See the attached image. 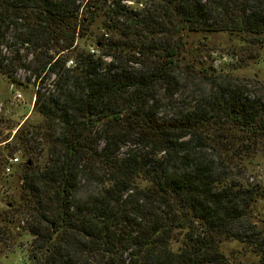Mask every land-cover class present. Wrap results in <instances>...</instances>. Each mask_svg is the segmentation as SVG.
I'll return each mask as SVG.
<instances>
[{
	"label": "trees",
	"instance_id": "1",
	"mask_svg": "<svg viewBox=\"0 0 264 264\" xmlns=\"http://www.w3.org/2000/svg\"><path fill=\"white\" fill-rule=\"evenodd\" d=\"M135 3L0 0V74L28 72L43 117L7 143L25 160L0 256L29 237L31 264H264V186L245 163L264 148V80L237 72L264 59V0ZM193 32L238 34L236 63L186 76Z\"/></svg>",
	"mask_w": 264,
	"mask_h": 264
},
{
	"label": "rangeland",
	"instance_id": "2",
	"mask_svg": "<svg viewBox=\"0 0 264 264\" xmlns=\"http://www.w3.org/2000/svg\"><path fill=\"white\" fill-rule=\"evenodd\" d=\"M136 1L138 0H129L130 3H134V5H132L133 7H137ZM102 19L103 18L98 19L92 26V31H94L95 35H99L103 32ZM186 41L187 51L185 53V63L193 66L192 69L184 70L188 77L194 75L190 71L206 70V62L208 64L213 63L214 67L218 70L224 69V71H227L231 65L236 63L237 57L234 53L241 46L239 35L231 34L230 32H214L210 34L193 32L188 34ZM90 42L91 40H89V44H91ZM109 60L110 59H108V61ZM237 72L241 75L248 76L258 73L260 79L264 80V59L258 63H251L247 67L240 68ZM19 74L22 79V84L12 83L0 74V118L10 123L9 125H6V123L2 125L6 128L3 130L0 137V151L4 152V155H7L10 149L7 148V143L9 142L12 145L15 143V133L22 125H26L27 123H40L43 121V117L33 110L36 87L32 84L33 82H28V80L25 79V77L30 74L23 70H21ZM33 80L34 78H32V81ZM13 84L15 88H12ZM17 91L21 92V97H17ZM190 94V88H186L183 91V97L179 99L180 103L184 102ZM11 126L13 128H9ZM14 155L23 158V161L25 160V157L22 156V152H17L10 156L7 155L5 163ZM245 163L251 173V181L255 180L264 186V148ZM20 174L21 170L19 166L15 168V173L12 175L6 172L3 174V181L0 182V209L7 207L6 201L2 196L4 190L9 189L8 192L13 194L18 192V189L15 187L19 186L18 181ZM255 211L256 216L254 220L260 226L264 227V200L260 199L257 201ZM30 239L29 237H18L15 244L17 245L19 241H24L26 243L25 248L22 250L18 248L17 251L8 258L1 255L0 264H21L23 261L27 260L28 255L26 248L29 245L28 241ZM221 249L228 256L237 255L241 258L244 257L243 245L238 241H225L221 245ZM250 259L251 261L256 260L253 255H250ZM243 261H246V259Z\"/></svg>",
	"mask_w": 264,
	"mask_h": 264
},
{
	"label": "built area",
	"instance_id": "3",
	"mask_svg": "<svg viewBox=\"0 0 264 264\" xmlns=\"http://www.w3.org/2000/svg\"><path fill=\"white\" fill-rule=\"evenodd\" d=\"M92 51L94 52V50H92ZM74 64H75L74 61L70 60L69 63H68V66L74 65ZM12 88H15L14 84L12 85ZM16 94H17V97H21L22 96L21 92H19V91H17ZM35 100H36V95H34V103H35ZM20 162H21V159L17 155H14V156L10 157L8 159V161L6 162L5 172L7 174H10V175L15 173V168L19 166ZM21 264H30V262L28 260H25Z\"/></svg>",
	"mask_w": 264,
	"mask_h": 264
}]
</instances>
